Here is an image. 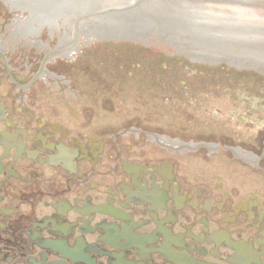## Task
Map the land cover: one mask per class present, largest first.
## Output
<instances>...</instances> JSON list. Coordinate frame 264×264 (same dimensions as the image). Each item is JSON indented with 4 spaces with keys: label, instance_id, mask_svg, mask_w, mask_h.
Segmentation results:
<instances>
[{
    "label": "flooded vegetation",
    "instance_id": "obj_1",
    "mask_svg": "<svg viewBox=\"0 0 264 264\" xmlns=\"http://www.w3.org/2000/svg\"><path fill=\"white\" fill-rule=\"evenodd\" d=\"M13 8L0 0V264H264V119H95Z\"/></svg>",
    "mask_w": 264,
    "mask_h": 264
},
{
    "label": "rangeland",
    "instance_id": "obj_2",
    "mask_svg": "<svg viewBox=\"0 0 264 264\" xmlns=\"http://www.w3.org/2000/svg\"><path fill=\"white\" fill-rule=\"evenodd\" d=\"M42 44L46 52L56 50L57 45ZM25 48L36 50L31 44ZM51 57L48 66L62 77V88H67L74 105H93V113L86 115L111 124H185L220 115L228 120L252 117V127L263 123L259 122L264 119L263 72L225 63L203 64L124 40L78 44L70 58L55 53ZM250 131L260 134L264 129ZM164 132L186 135L185 129Z\"/></svg>",
    "mask_w": 264,
    "mask_h": 264
},
{
    "label": "water",
    "instance_id": "obj_3",
    "mask_svg": "<svg viewBox=\"0 0 264 264\" xmlns=\"http://www.w3.org/2000/svg\"><path fill=\"white\" fill-rule=\"evenodd\" d=\"M6 2L23 11L15 12L20 18L28 13L22 34L41 43L124 40L203 64L225 63L264 73V0ZM35 33L38 37L32 36Z\"/></svg>",
    "mask_w": 264,
    "mask_h": 264
},
{
    "label": "bare ground",
    "instance_id": "obj_4",
    "mask_svg": "<svg viewBox=\"0 0 264 264\" xmlns=\"http://www.w3.org/2000/svg\"><path fill=\"white\" fill-rule=\"evenodd\" d=\"M23 37H26L25 35L22 34ZM78 45V44H77ZM77 45H57L56 47V54L59 56H64L67 58H70V55L73 51H75ZM46 48V46H44ZM43 47V48H44Z\"/></svg>",
    "mask_w": 264,
    "mask_h": 264
}]
</instances>
